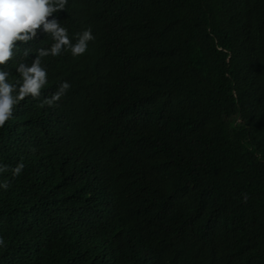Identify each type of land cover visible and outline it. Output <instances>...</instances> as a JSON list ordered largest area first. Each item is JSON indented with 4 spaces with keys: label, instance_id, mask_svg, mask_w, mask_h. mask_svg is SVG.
Returning <instances> with one entry per match:
<instances>
[{
    "label": "trees",
    "instance_id": "16d2710c",
    "mask_svg": "<svg viewBox=\"0 0 264 264\" xmlns=\"http://www.w3.org/2000/svg\"><path fill=\"white\" fill-rule=\"evenodd\" d=\"M66 7L95 40L0 129V264H264V0Z\"/></svg>",
    "mask_w": 264,
    "mask_h": 264
},
{
    "label": "clouds",
    "instance_id": "9594fccd",
    "mask_svg": "<svg viewBox=\"0 0 264 264\" xmlns=\"http://www.w3.org/2000/svg\"><path fill=\"white\" fill-rule=\"evenodd\" d=\"M68 0H0V129L13 118L15 108L26 98L40 101L42 91L48 83L47 68L42 65V58L58 57L70 52L78 58L88 51L89 42L95 40L92 29L88 28L76 34L73 43L68 29L61 25L56 14L67 11ZM47 34L53 41L48 48L35 50L31 64L25 63L33 53L30 42L37 40L40 34ZM21 45H29L23 47ZM22 50L23 59L16 65L20 79L15 83L9 81L10 72L5 70ZM71 88L63 81L50 98L40 102V106L57 107L58 102ZM25 165L18 163L11 169L13 176H19ZM8 166L0 165V173L8 171ZM8 183H0V188L7 190ZM246 199V197H245ZM0 247H6L0 238Z\"/></svg>",
    "mask_w": 264,
    "mask_h": 264
}]
</instances>
